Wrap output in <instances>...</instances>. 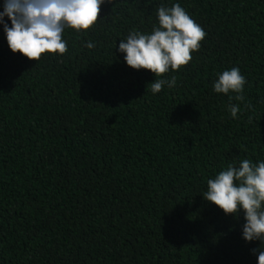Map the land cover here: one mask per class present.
Wrapping results in <instances>:
<instances>
[{
  "label": "trees",
  "instance_id": "obj_1",
  "mask_svg": "<svg viewBox=\"0 0 264 264\" xmlns=\"http://www.w3.org/2000/svg\"><path fill=\"white\" fill-rule=\"evenodd\" d=\"M177 2L206 36L153 95L154 74L116 49ZM101 18L39 61L0 26V264H257L242 217L201 193L229 164L264 160V0H114ZM232 67L244 102L213 91Z\"/></svg>",
  "mask_w": 264,
  "mask_h": 264
},
{
  "label": "clouds",
  "instance_id": "obj_2",
  "mask_svg": "<svg viewBox=\"0 0 264 264\" xmlns=\"http://www.w3.org/2000/svg\"><path fill=\"white\" fill-rule=\"evenodd\" d=\"M114 0H0V26L7 45L13 53L29 60L39 61L43 54L64 55L68 51L64 33H77L93 28L102 5ZM157 23L150 32L132 29L119 39L116 49L123 54L127 66L134 70H149L155 79L151 82L153 95L164 87H175L174 76L163 74L178 71L192 60L191 53L201 47L206 33L180 3L156 8ZM92 49L91 41L85 45ZM246 77L239 67L218 73L213 91L244 102ZM234 94V95H233ZM228 111L238 118L239 103H230ZM203 199L217 206L226 216L240 219L241 238L246 243L258 242L251 252L257 264H264V160L253 162L242 159L220 170L207 180Z\"/></svg>",
  "mask_w": 264,
  "mask_h": 264
}]
</instances>
